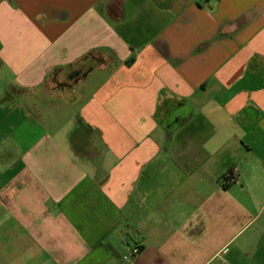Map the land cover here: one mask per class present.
<instances>
[{"label":"crops","instance_id":"obj_1","mask_svg":"<svg viewBox=\"0 0 264 264\" xmlns=\"http://www.w3.org/2000/svg\"><path fill=\"white\" fill-rule=\"evenodd\" d=\"M0 264H264V0H0Z\"/></svg>","mask_w":264,"mask_h":264},{"label":"built area","instance_id":"obj_2","mask_svg":"<svg viewBox=\"0 0 264 264\" xmlns=\"http://www.w3.org/2000/svg\"><path fill=\"white\" fill-rule=\"evenodd\" d=\"M236 172L237 169L233 168L230 171L227 172V174L225 175V179H227L228 181H234L236 179ZM141 250L140 247L136 246L132 249L130 256L134 257L137 253H139ZM125 259H127V256L124 257Z\"/></svg>","mask_w":264,"mask_h":264}]
</instances>
